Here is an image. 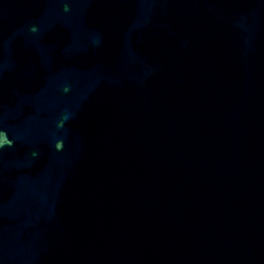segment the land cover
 <instances>
[{"label": "water", "instance_id": "water-1", "mask_svg": "<svg viewBox=\"0 0 264 264\" xmlns=\"http://www.w3.org/2000/svg\"><path fill=\"white\" fill-rule=\"evenodd\" d=\"M8 264H264V0H0Z\"/></svg>", "mask_w": 264, "mask_h": 264}]
</instances>
